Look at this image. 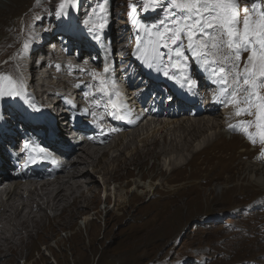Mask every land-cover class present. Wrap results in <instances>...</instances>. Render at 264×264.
Here are the masks:
<instances>
[{
  "label": "bare ground",
  "instance_id": "obj_1",
  "mask_svg": "<svg viewBox=\"0 0 264 264\" xmlns=\"http://www.w3.org/2000/svg\"><path fill=\"white\" fill-rule=\"evenodd\" d=\"M3 8H5L4 3L0 0V12ZM124 23L120 21L119 28ZM108 35L109 33L104 39L101 38L98 46L93 48L84 44V48H79L76 45L78 40L70 37H67L64 45L57 48V36L47 38L42 33L30 34V37H35V40H32L28 49L23 48L26 41L24 39L13 57L7 58L4 64L0 63V67H6L15 61L20 72L5 69L0 71V75H10L13 79L22 80L27 93L32 97L31 102L40 109L35 111L29 108L27 103L19 98L15 99L16 101L7 98L0 100L4 104V106L0 104V179L7 182L5 185L0 182L2 186L0 188V264H17L22 258L24 264H38L35 259L29 263L26 261L29 252L39 249L50 251L54 259L58 256L59 264L63 258H59L60 254L55 255V249L50 241L58 235L60 230L72 224L78 216L87 214L85 210L96 201L98 193L108 190L109 184L114 183L115 180L124 182L125 185L129 184L130 177L137 175L128 170L130 167L141 169L149 161L151 166H159L161 169H166L168 165L174 166L176 161L187 160V156L191 155L189 153L194 150H201L203 146L215 143L213 140H217L221 133L226 135L221 128L227 126L232 119H239L233 115V107H225L213 102L215 86L209 83L206 74L197 71L191 57L189 71L198 81L197 92L196 89L193 91L182 89L176 81L155 72L153 77L156 81L146 79L143 70L141 71L132 55L136 45L130 48V51L124 52L118 49L113 55L111 50L110 54L104 46H109L115 39L111 35L109 38ZM81 42H83L82 38L78 43ZM54 48L60 50V55H54ZM46 49H50L49 53L44 52ZM97 50L106 56H104V63L111 64L110 67L113 68L111 78L115 82L118 81L117 88L127 100L128 106L132 103L134 110L138 112L132 124L123 122L119 118L113 119L110 113H104L101 107H95L92 103L94 90L86 88L88 81L86 73L89 66L86 56L90 51L95 53ZM116 54L119 57V66L114 67L111 61H115L116 64ZM58 57H61L58 61L61 66L53 67L52 64ZM80 69H86L87 72L79 71ZM122 80L123 92L122 88H119V82ZM168 82L171 85L175 84L173 90L179 94L180 98L187 102L189 100L191 103L183 102L171 90ZM200 92L205 95V107L198 106V99L202 97ZM32 94L42 99L37 101ZM43 94H46V102H44ZM169 96L173 97L172 102L168 100ZM17 100L20 110L15 104L13 105ZM141 103H143L142 111L139 112L140 109L137 110V107L141 106ZM84 109L95 112L96 116L84 114ZM220 109L224 111L221 112ZM183 115L194 118H187V121L183 117L179 122L168 120ZM63 116L66 118L62 119ZM104 121L109 122L111 126L104 124ZM113 127L119 130L111 132L110 129ZM101 129L108 134L101 136ZM227 129L229 131L228 127ZM68 130L72 132L77 130L84 136V140L78 145L68 143L64 139L65 132ZM119 132L121 134L116 137V140L107 145L106 143ZM158 132L163 135L157 137ZM178 133H183L184 136L176 142V138L172 136L176 137ZM234 134H227L225 138L235 139ZM38 141L52 147L58 155L65 157V161L61 163L57 160L56 164H53L52 161L56 158L48 159L45 153L41 154L36 145ZM103 141L107 146L99 145ZM25 142L30 144L27 149L24 147ZM85 146L91 147L85 148ZM16 150L21 154L18 152L15 155L12 154V151ZM35 155L38 158L42 155L45 161V163L40 162L38 170L31 169ZM262 163L264 164V158L258 161L253 160V162L246 161L244 165L251 175V181L264 191ZM65 167L69 168L67 172L65 171L66 175L56 176ZM14 171L17 173L15 174ZM98 177L101 179V187ZM20 180L23 181L21 185ZM131 185H138V183L136 180L131 181ZM220 190L224 192L223 188ZM225 190H228L227 187ZM110 197L111 195L107 194L105 200ZM137 197L142 199V195ZM127 202L118 199L117 206H129L130 202ZM48 210L54 212L51 219L47 213ZM94 212L97 214L99 210ZM75 234L78 235L76 232L67 236V240H71L73 236H76ZM61 242L62 240L55 241V245L59 247ZM78 245L81 243L78 242ZM78 245L75 246L78 247ZM40 259H44L41 252ZM72 260L73 263H83L76 256ZM66 261L67 259H64V262Z\"/></svg>",
  "mask_w": 264,
  "mask_h": 264
},
{
  "label": "rangeland",
  "instance_id": "obj_2",
  "mask_svg": "<svg viewBox=\"0 0 264 264\" xmlns=\"http://www.w3.org/2000/svg\"><path fill=\"white\" fill-rule=\"evenodd\" d=\"M1 1L5 8L0 12V60L9 53V57H13L24 39L31 46L30 34L34 33H42L47 38L57 36V48L64 45L67 37L78 41L82 38L83 42L76 43L79 48L86 45L91 48L98 46L99 42L93 40L88 31L91 24L98 22V17L93 14L97 0H75L77 6L68 7L67 15L60 19L56 18L55 10L61 0ZM130 3L139 4L140 0H109L108 3V25L102 38L104 39L108 33V37L110 35L114 37L115 40L109 46H104L109 53L112 50L113 55L118 49L126 52L136 45L135 31L128 16ZM160 15L159 11H150L141 14L140 19L150 23L157 20ZM23 21L26 23L24 34L21 27ZM120 21L125 22L121 28ZM98 50L95 53L92 50L86 56L89 64L86 78L89 82H92V77L88 73L102 72L105 64L106 56ZM49 51L50 49H46L44 52ZM53 51L54 55H60V50L54 48ZM244 56L246 58L247 53ZM60 59L59 57L54 60L53 67L61 66V63H58ZM116 61V64L115 61H111L114 67L119 66L118 56ZM136 62L140 63L137 60ZM195 67L197 69L196 65ZM140 68L149 80L148 72H154L143 66ZM5 69L20 72L15 61L12 65L0 67V71ZM134 75L133 73V78ZM88 81L86 88L90 85ZM119 84L124 86L123 80ZM168 85L174 92L175 84L171 85L168 82ZM174 93L180 98L179 94ZM32 96L37 101L42 99L33 94ZM43 96L46 102V94ZM204 96L202 94L199 98V107H205ZM17 102L13 105L20 110L19 101ZM0 104L4 106L2 102ZM101 111L109 113L103 107ZM183 117L187 121L194 118L183 115L168 120L179 122ZM65 118L66 116H63L62 119ZM242 119L247 120L249 117L245 116ZM236 120L238 119H232L227 126L221 128L226 135L221 133L217 140H213L215 143L203 146L201 150H194L189 153L191 155L187 156V160L176 161L177 165H168L167 170L151 166V161L141 169L130 167L128 170L137 174L130 179L136 180L138 185L132 186L131 181L125 185L124 182L116 180L109 184L108 190L98 193L96 201L90 203L89 208L85 210L87 214L78 216L50 241L55 249V255L60 254L59 258H63L59 264H77L72 260L75 256L77 259L80 258L82 264H264V191L251 181V175L244 165L246 161L262 160L264 157L260 153L264 146L258 142L253 145L241 133L227 131L228 125ZM217 132L219 133V129ZM71 133L69 130L66 131L64 139L73 145L77 142L66 139L71 138L73 134ZM119 134L121 132L106 144H112ZM227 134H234L235 139L225 138ZM158 135L163 134L158 132L157 137ZM183 136V133H178L172 138L179 142ZM101 144H104V141L99 145ZM106 144L104 145L107 146ZM79 151L77 150L78 153ZM16 152L18 150L13 151V154ZM65 168L56 176L60 174L59 177H64L69 169ZM97 179L101 187L100 177ZM20 182L21 185L23 181ZM221 188L224 192H221ZM107 194L111 197L105 200ZM138 195H142L141 200L138 199ZM118 199L128 201L130 205L117 206ZM96 210H99V213L95 214ZM47 213L50 219L54 216V212L50 210ZM76 232L78 235L75 234L71 240H67V236ZM59 240L63 243L57 247L55 241ZM78 242L81 245H78ZM40 252L43 253L44 259H40ZM57 257L55 260L51 252L44 249L32 250L26 263L35 259L38 264H58ZM64 259L67 261L64 262ZM23 260L22 258L17 264H24Z\"/></svg>",
  "mask_w": 264,
  "mask_h": 264
},
{
  "label": "snow or ice",
  "instance_id": "obj_3",
  "mask_svg": "<svg viewBox=\"0 0 264 264\" xmlns=\"http://www.w3.org/2000/svg\"><path fill=\"white\" fill-rule=\"evenodd\" d=\"M108 3L97 0L93 8L98 22L88 31L96 42L101 41L108 25ZM70 6H77L75 0H61L56 18L66 16ZM150 11L161 15L150 23L140 19L141 14ZM128 16L136 40L132 55L143 67L193 91L198 81L189 71L191 57L215 86L213 102L233 107V115L241 118L230 123L229 130L241 133L253 145L258 142L264 146V0H140L139 4H129ZM29 47V42L23 44L24 49ZM112 70L105 62L103 73H88L92 77L89 87L94 88L92 103L103 107L113 119L127 117L131 122L132 109L111 78ZM5 98H19L29 108L40 111L31 102L23 81L10 75H0V100ZM168 100L172 102L173 97ZM84 114L96 116L88 109ZM245 116L249 119H242ZM107 134L101 129V135ZM24 147L29 148V142ZM43 151L41 148L40 153ZM260 155L264 157V148ZM40 162L42 155L32 159L33 164Z\"/></svg>",
  "mask_w": 264,
  "mask_h": 264
}]
</instances>
